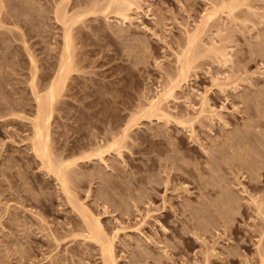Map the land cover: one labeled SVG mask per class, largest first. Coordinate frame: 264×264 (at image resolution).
I'll use <instances>...</instances> for the list:
<instances>
[{
  "label": "rangeland",
  "instance_id": "obj_1",
  "mask_svg": "<svg viewBox=\"0 0 264 264\" xmlns=\"http://www.w3.org/2000/svg\"><path fill=\"white\" fill-rule=\"evenodd\" d=\"M105 1L0 0V264H106L80 205L115 264H264V0H128L123 23ZM63 10L74 64L47 132L65 179L30 138ZM191 33L200 53L174 85ZM170 83L168 117L141 115Z\"/></svg>",
  "mask_w": 264,
  "mask_h": 264
},
{
  "label": "bare ground",
  "instance_id": "obj_2",
  "mask_svg": "<svg viewBox=\"0 0 264 264\" xmlns=\"http://www.w3.org/2000/svg\"><path fill=\"white\" fill-rule=\"evenodd\" d=\"M233 1H235V0H233ZM105 2H106L105 6L103 4H102L103 6L101 5L103 8L101 6H99L100 8H102V10H101L102 12H107L106 10H108L109 13L111 12V13H114V15L116 14L118 16V18L121 17L122 23H123V21L127 20L129 15L126 13V11L131 7L130 4H132V3H130L128 0H107ZM235 2H237V1H235ZM233 7H235V6H233ZM100 8H98V9L100 10ZM228 10H229V8H228ZM230 10H232L231 7H230ZM90 11H92V10L90 9ZM73 13H76V12H73ZM73 13H71V16H70L67 14V12L65 10H63V11H60V15H58V17L60 16L61 22L66 27V30H64L65 33L63 34L64 35V37H63L64 43L62 45L63 48H62L61 56L59 58L60 59L59 67H58V71L56 72L55 77L51 80V82H49V84H48L49 86L48 87L46 86L47 87V88H45L46 90L42 91L43 93L41 92L42 89L39 90V88H37V89L33 88V91H34L33 95H34L35 104H36V107H35L36 113L34 116V118H35L34 121L32 120V122H33L32 123V125H33L32 129L33 130H32V135L30 137L31 138V146L33 147L34 153H36V155L39 156V159H41L40 160L41 163H43V165H46L45 167L47 168V170L49 172L52 171L53 174H55V178L62 177L64 179H65V175L67 173L68 164H65L64 163L65 161L63 162L62 159L61 160L58 159L59 157L57 158L58 160L54 159L56 157L53 158L51 155V151H50V147H49L50 144L48 143V140H49V137H48V134H49L48 133L49 132L48 125L49 124H48V122H49V118L52 114L51 109L53 108L52 107L53 103L57 99V97H59L60 93L62 92L61 90H63L64 82H65L66 78L68 77L69 72H71V70L73 69V64H74L73 49H74V46L72 45L73 42L71 40L70 31H71V27H72L71 25L78 18V16L77 17L75 16L76 14L72 15ZM78 13H80V12H78ZM209 13L207 14L208 15L207 17L211 18L212 16ZM77 15H79V14H77ZM212 15H213V13H212ZM231 16H232V14H231ZM79 17L81 18L82 16H79ZM205 19H207L206 15H205ZM186 37H188V39L186 38L188 40V41L186 40V42H187V45L185 44L186 47L183 48V50H181L182 52L179 55L177 54L178 56H176L177 57V59H176L177 63L176 64L178 66L177 70H176L177 75L174 79L171 80L173 83L175 81L174 85H176V83L179 85L180 82L186 80V77L188 76V72L191 68L192 60L195 58V56L197 54L199 55V53H200L197 51L198 49L197 50L195 49L196 48V46L194 44L195 43L194 39L196 40L195 33H191ZM72 39H73V37H72ZM220 55L222 56V53ZM169 85L172 86L173 84L170 83ZM174 85L171 88H166L165 90L162 89L163 91L161 90L160 94L158 93L157 97L151 99L147 103L148 104L147 108L143 109L141 115H145L147 117L156 116L158 118L160 116L168 117V115L170 113H167L164 110L163 104L165 102V99L169 95H171V93L173 92L172 88L175 87ZM200 100H201L202 105L205 104V96L201 97ZM165 107H167V106L165 105ZM201 111H203V109H201ZM126 135H127V127L122 129L121 134L112 138L111 141H107V144L105 145L104 148L101 149V148L97 147V150L96 151L94 150L95 154L98 156V158L102 159L103 152L105 150H115L119 153L120 149L122 147H124L123 141H124ZM238 144L240 145V142ZM234 145L232 147H234ZM238 147H240V146H238ZM66 182H68V181H66ZM57 183H59V182H57ZM66 196L69 197L70 195L68 196V194H67ZM70 199H71V197H70ZM70 199H68V200H70ZM71 205H72V202H71ZM77 205L79 206V204H77ZM81 206L82 205H80L77 208L74 205L73 207L75 209L77 208L76 209V210H78L77 212L82 217V221L85 224V229H86V234H87L86 237L90 238V240L92 239V240L98 241L100 246L103 249L102 251L105 252V256H106V254H108L107 255L108 258H107V256L105 257V259L107 258V260H105L106 264H115V260H114L113 254H112V239L107 236L99 216L94 215V214H90L89 211H85L83 209V207H81ZM103 263H104V261H103Z\"/></svg>",
  "mask_w": 264,
  "mask_h": 264
}]
</instances>
